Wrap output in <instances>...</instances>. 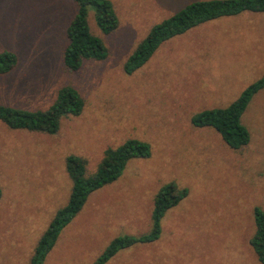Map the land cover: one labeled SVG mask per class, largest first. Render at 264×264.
I'll return each mask as SVG.
<instances>
[{"label":"rangeland","instance_id":"374dc122","mask_svg":"<svg viewBox=\"0 0 264 264\" xmlns=\"http://www.w3.org/2000/svg\"><path fill=\"white\" fill-rule=\"evenodd\" d=\"M116 29L89 32L106 57L64 69V29L74 13L66 0H0V53L16 57L0 76V105L44 110L69 86L83 101L55 134L9 130L0 123V264H27L54 212L68 198L65 157L95 171L105 149L128 139L149 145L119 177L90 193L59 232L42 264H92L117 236L150 227L152 198L168 182L187 195L159 222V237L117 251L104 264H258L249 246L253 208L264 213V90L240 123L249 134L238 151L191 115L223 108L264 71V14L242 13L200 25L161 44L131 75L122 63L148 29L193 0H108Z\"/></svg>","mask_w":264,"mask_h":264},{"label":"trees","instance_id":"16d2710c","mask_svg":"<svg viewBox=\"0 0 264 264\" xmlns=\"http://www.w3.org/2000/svg\"><path fill=\"white\" fill-rule=\"evenodd\" d=\"M74 5V13L64 29L65 45L61 61L67 71H76L82 62L102 61L106 49L100 38L89 32L87 15L92 13L93 23L102 35L112 33L117 18L108 0H66ZM242 13L264 14V0H193L176 12L152 25L122 63V72L131 75L151 58L157 48L175 37L208 22L234 17ZM16 65L13 53H0V76L9 73ZM264 90V71L258 79L246 86L226 107L199 111L190 117L194 128H211L232 151L245 147L249 141L246 128L241 125L244 113L253 95ZM83 108L78 93L69 86L58 87L50 105L44 110H26L0 105V123L9 130L55 134L60 119L76 117ZM149 156V145L128 139L114 149H105L95 171L85 174V160L78 156L65 157L64 169L70 189L66 203L57 209L38 238L27 264H42L45 255L54 245L61 229L80 211L87 196L116 180L129 160ZM187 195L186 189L174 183L161 185L152 198L150 227L138 236H117L109 241L92 264H104L117 251L138 243H150L159 237V222L164 213ZM254 232L248 243L258 264H264V213L253 208Z\"/></svg>","mask_w":264,"mask_h":264},{"label":"crops","instance_id":"0c3cea01","mask_svg":"<svg viewBox=\"0 0 264 264\" xmlns=\"http://www.w3.org/2000/svg\"><path fill=\"white\" fill-rule=\"evenodd\" d=\"M130 247H132V246H130ZM129 248V247H128Z\"/></svg>","mask_w":264,"mask_h":264}]
</instances>
